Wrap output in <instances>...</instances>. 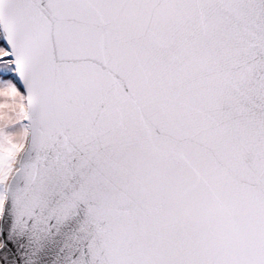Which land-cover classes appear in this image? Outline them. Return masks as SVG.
<instances>
[{
  "label": "snow or ice",
  "instance_id": "obj_1",
  "mask_svg": "<svg viewBox=\"0 0 264 264\" xmlns=\"http://www.w3.org/2000/svg\"><path fill=\"white\" fill-rule=\"evenodd\" d=\"M0 264H264V0H0Z\"/></svg>",
  "mask_w": 264,
  "mask_h": 264
}]
</instances>
